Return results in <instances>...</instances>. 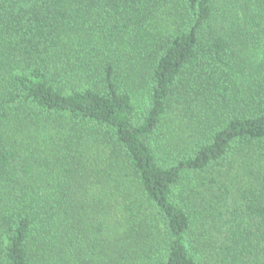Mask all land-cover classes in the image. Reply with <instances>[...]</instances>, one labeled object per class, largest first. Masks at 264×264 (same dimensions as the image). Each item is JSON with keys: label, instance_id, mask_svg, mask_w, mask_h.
I'll return each mask as SVG.
<instances>
[{"label": "trees", "instance_id": "16d2710c", "mask_svg": "<svg viewBox=\"0 0 264 264\" xmlns=\"http://www.w3.org/2000/svg\"><path fill=\"white\" fill-rule=\"evenodd\" d=\"M0 264H264V0H0Z\"/></svg>", "mask_w": 264, "mask_h": 264}, {"label": "rangeland", "instance_id": "374dc122", "mask_svg": "<svg viewBox=\"0 0 264 264\" xmlns=\"http://www.w3.org/2000/svg\"><path fill=\"white\" fill-rule=\"evenodd\" d=\"M142 82H143L142 78H139V80H138V86L134 89V92H133L134 99H135V103L138 106L139 110H142L144 108L145 104L148 103V100L145 97V91H144L145 89H144V86L142 85ZM201 113L199 115H202L203 114V113L202 114ZM210 114L211 113H209L208 115H210ZM178 129L179 128H178V126L175 123H170V126H169L168 131H167V132H170L168 134L170 136V142L165 141V145H163L161 143L163 140H160L159 144H160V147H161L162 150L163 149H166V148L167 149L172 148V150L174 151V153H177L178 151L181 152V150H180L181 146L180 147L179 146L177 147L176 144L173 141V137H175V133H176V131Z\"/></svg>", "mask_w": 264, "mask_h": 264}]
</instances>
